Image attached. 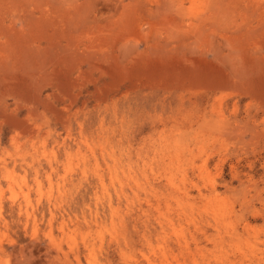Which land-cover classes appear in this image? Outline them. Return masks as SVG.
Listing matches in <instances>:
<instances>
[{"label": "rangeland", "instance_id": "1", "mask_svg": "<svg viewBox=\"0 0 264 264\" xmlns=\"http://www.w3.org/2000/svg\"><path fill=\"white\" fill-rule=\"evenodd\" d=\"M0 264H264V0H0Z\"/></svg>", "mask_w": 264, "mask_h": 264}]
</instances>
